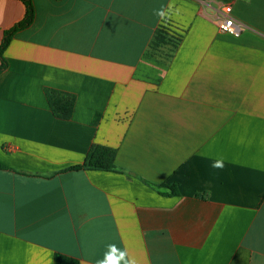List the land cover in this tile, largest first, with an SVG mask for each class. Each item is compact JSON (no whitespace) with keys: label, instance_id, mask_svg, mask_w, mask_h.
Segmentation results:
<instances>
[{"label":"crops","instance_id":"crops-1","mask_svg":"<svg viewBox=\"0 0 264 264\" xmlns=\"http://www.w3.org/2000/svg\"><path fill=\"white\" fill-rule=\"evenodd\" d=\"M32 1L0 76V264H96L109 244L138 264H264V0ZM227 6L238 36L215 23ZM24 15L0 0V45ZM164 18L183 37L148 58ZM47 88L75 95L71 119ZM94 145L116 171H64Z\"/></svg>","mask_w":264,"mask_h":264},{"label":"trees","instance_id":"trees-1","mask_svg":"<svg viewBox=\"0 0 264 264\" xmlns=\"http://www.w3.org/2000/svg\"><path fill=\"white\" fill-rule=\"evenodd\" d=\"M18 1L22 2L24 5L25 15L20 22L4 32L3 40L0 45V76L8 67V61L5 57L8 46L19 32L30 28L34 24L36 18V10L32 0ZM183 34V30L174 26L169 18H164L160 27L156 30L147 57L149 58L163 47H169V53L167 55L171 57L172 53L179 46ZM45 95L50 109L56 118L60 120H69L72 118L76 104V97L74 94L47 88L45 89ZM116 156V150L106 146L94 145L89 150L83 164L70 167L64 171L94 170L113 172L117 169ZM0 168H5V166L0 164ZM169 188L172 190L173 195L178 194L176 186ZM55 261L58 264H80L78 259L63 254H56Z\"/></svg>","mask_w":264,"mask_h":264},{"label":"clouds","instance_id":"clouds-1","mask_svg":"<svg viewBox=\"0 0 264 264\" xmlns=\"http://www.w3.org/2000/svg\"><path fill=\"white\" fill-rule=\"evenodd\" d=\"M157 15H163L162 11H157ZM213 168L223 169V159H217L212 164ZM108 251L104 254L103 259L98 260L96 264H138L134 257H130L126 250H120L115 244H109Z\"/></svg>","mask_w":264,"mask_h":264},{"label":"built area","instance_id":"built-area-1","mask_svg":"<svg viewBox=\"0 0 264 264\" xmlns=\"http://www.w3.org/2000/svg\"><path fill=\"white\" fill-rule=\"evenodd\" d=\"M232 8L230 6L225 7L216 17L215 23L218 29L233 36H238L241 33V25L237 23L231 15Z\"/></svg>","mask_w":264,"mask_h":264}]
</instances>
